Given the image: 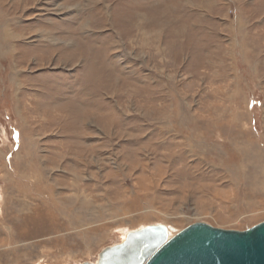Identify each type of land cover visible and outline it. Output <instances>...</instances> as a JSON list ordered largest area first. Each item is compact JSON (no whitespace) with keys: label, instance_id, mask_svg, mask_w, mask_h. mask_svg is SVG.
<instances>
[{"label":"rangeland","instance_id":"obj_1","mask_svg":"<svg viewBox=\"0 0 264 264\" xmlns=\"http://www.w3.org/2000/svg\"><path fill=\"white\" fill-rule=\"evenodd\" d=\"M263 222L264 0H0V264Z\"/></svg>","mask_w":264,"mask_h":264},{"label":"water","instance_id":"obj_2","mask_svg":"<svg viewBox=\"0 0 264 264\" xmlns=\"http://www.w3.org/2000/svg\"><path fill=\"white\" fill-rule=\"evenodd\" d=\"M95 264H264V222L246 231L197 223L174 236L165 225L148 226L106 248Z\"/></svg>","mask_w":264,"mask_h":264},{"label":"bare ground","instance_id":"obj_3","mask_svg":"<svg viewBox=\"0 0 264 264\" xmlns=\"http://www.w3.org/2000/svg\"><path fill=\"white\" fill-rule=\"evenodd\" d=\"M171 231H172V230L170 229V232H171ZM126 236H127V235H125L124 239H126ZM170 236H173V235L170 233Z\"/></svg>","mask_w":264,"mask_h":264}]
</instances>
